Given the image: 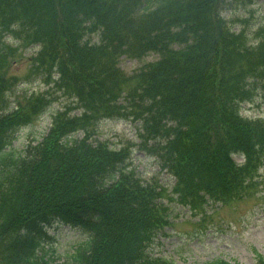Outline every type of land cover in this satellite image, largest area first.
<instances>
[{
	"label": "trees",
	"instance_id": "trees-1",
	"mask_svg": "<svg viewBox=\"0 0 264 264\" xmlns=\"http://www.w3.org/2000/svg\"><path fill=\"white\" fill-rule=\"evenodd\" d=\"M257 2L0 0V264H57L41 245L57 223L88 235L72 264H174L148 252L171 224L164 197L199 212L208 199L254 194L264 118L241 108L264 88V25L223 14ZM122 55L142 64L126 72ZM30 82L46 88L14 93ZM59 97L69 102L54 111ZM44 113L49 132L12 148ZM106 119L137 121L142 145L175 178L170 195L136 171L128 147L91 139Z\"/></svg>",
	"mask_w": 264,
	"mask_h": 264
},
{
	"label": "rangeland",
	"instance_id": "rangeland-1",
	"mask_svg": "<svg viewBox=\"0 0 264 264\" xmlns=\"http://www.w3.org/2000/svg\"><path fill=\"white\" fill-rule=\"evenodd\" d=\"M259 2L254 5L255 10L251 11V24L264 23V12L260 9ZM146 58L148 60L151 56ZM139 64L140 61L136 59L121 57L120 60V66L127 72L136 69ZM26 66V62L20 63L16 71L24 74ZM62 103L63 101L59 105ZM241 112L248 117H264V88L258 90L252 102L242 105ZM48 125V117H42L31 125L22 127L17 132L12 148L21 152L27 142L39 139ZM135 130V126L128 121L108 120L101 124L99 137L116 143L117 147L129 146L132 149V164L137 166L142 176H156L170 195L173 179L164 171H159V166L153 162V156L149 155V147L139 149ZM259 181L251 196L223 203L209 200L196 215L191 213L188 205L176 204L175 199L168 202L167 197H164L173 212L170 218L172 224L166 226L149 247L152 256L165 257L178 264H200L216 257L236 260L240 264L253 263L256 252L264 253V165L260 169ZM47 230L50 237L41 239V245L48 250L47 254L53 257L54 263L72 264L70 253L83 243L86 234L58 223Z\"/></svg>",
	"mask_w": 264,
	"mask_h": 264
}]
</instances>
